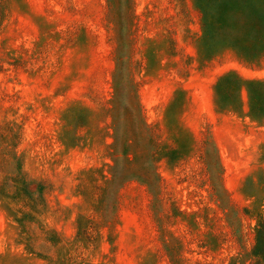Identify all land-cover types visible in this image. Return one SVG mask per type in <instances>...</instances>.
<instances>
[{
  "label": "rangeland",
  "instance_id": "1",
  "mask_svg": "<svg viewBox=\"0 0 264 264\" xmlns=\"http://www.w3.org/2000/svg\"><path fill=\"white\" fill-rule=\"evenodd\" d=\"M264 0H0V264H264Z\"/></svg>",
  "mask_w": 264,
  "mask_h": 264
},
{
  "label": "trees",
  "instance_id": "2",
  "mask_svg": "<svg viewBox=\"0 0 264 264\" xmlns=\"http://www.w3.org/2000/svg\"><path fill=\"white\" fill-rule=\"evenodd\" d=\"M254 250H255V252H256L257 254H262V253H264V244H262V243H259V245L257 244V245L255 246Z\"/></svg>",
  "mask_w": 264,
  "mask_h": 264
}]
</instances>
